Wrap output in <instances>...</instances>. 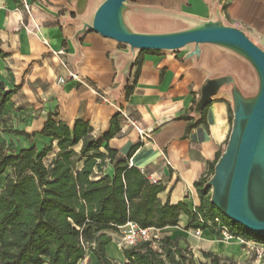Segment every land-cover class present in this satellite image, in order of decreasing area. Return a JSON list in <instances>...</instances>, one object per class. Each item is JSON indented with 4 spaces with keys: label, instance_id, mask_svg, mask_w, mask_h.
<instances>
[{
    "label": "crops",
    "instance_id": "0c3cea01",
    "mask_svg": "<svg viewBox=\"0 0 264 264\" xmlns=\"http://www.w3.org/2000/svg\"><path fill=\"white\" fill-rule=\"evenodd\" d=\"M26 1L29 15L20 7L21 0H0V80L6 90H14L0 113V141L12 145L14 152L52 144L50 162L58 151L56 141L38 134L27 139L19 132L37 133L48 115L56 114L54 120L69 128L76 119L87 122L91 135L97 136L107 132L110 120L118 115L120 130L107 142L117 152V159L161 184L157 195L161 204H183L192 213L200 206L195 183L204 179L206 186L213 180L227 150L234 132L236 103L252 102L241 92L245 88L242 66L250 62L214 44H191L176 51L131 50L85 30L84 24L91 23L86 17L90 15L92 20L104 0L91 14L89 0L82 12L78 0ZM141 9L179 22V27L153 34L205 24L232 26L264 52V0H129L125 4L128 12ZM60 51L64 54H53ZM62 63L79 81L67 79ZM225 76L232 82L217 88L209 102L198 107L207 82ZM58 77L66 78L65 84L57 85ZM125 84L131 87L128 94ZM97 93L108 102L101 101ZM128 119L136 127L129 125ZM113 173L114 162L106 161L103 174ZM207 194L210 201L212 187ZM188 226V216L180 213L176 226L157 231L192 253L203 251L231 264L247 263L237 241L222 242L217 234L201 229L200 220ZM196 228L198 236L193 232ZM108 235L111 241L105 246L106 256L125 262L117 245V231ZM85 258L95 263L91 253Z\"/></svg>",
    "mask_w": 264,
    "mask_h": 264
},
{
    "label": "trees",
    "instance_id": "16d2710c",
    "mask_svg": "<svg viewBox=\"0 0 264 264\" xmlns=\"http://www.w3.org/2000/svg\"><path fill=\"white\" fill-rule=\"evenodd\" d=\"M124 90L128 94L131 87L125 84ZM13 93L0 80V113ZM55 116L49 114L37 133L19 132L27 139L38 134L56 141L58 151L48 165L43 159L53 151L52 144L14 152L12 145L0 141V177L10 171L0 190V264H78L87 252L94 264H194L190 251L166 237L158 242L159 251L151 242L122 250L123 263L105 254L111 241L108 232H116L127 221L162 229L176 226L180 213L188 216V227L200 220L201 229L216 234L217 218L233 236L264 240L245 232L210 203L204 179L195 183L200 206L192 213L183 204H161L157 198L161 186L117 159V152L107 145L120 130L118 115L110 120L109 130L97 136L91 135L88 123L81 119L69 128L57 123ZM103 143L105 152L100 150ZM106 161L114 162L112 176L103 174ZM201 255L209 264H231L210 253L202 251Z\"/></svg>",
    "mask_w": 264,
    "mask_h": 264
},
{
    "label": "water",
    "instance_id": "95a60500",
    "mask_svg": "<svg viewBox=\"0 0 264 264\" xmlns=\"http://www.w3.org/2000/svg\"><path fill=\"white\" fill-rule=\"evenodd\" d=\"M87 1L78 0L77 7L80 12L84 11ZM128 1L104 0L96 9L91 23L84 24V29L138 51H176L191 44H214L241 54L254 67L259 78L258 95L249 104L241 101L236 103L234 132L226 152L215 168L213 180L205 187H212L210 203L231 222L241 226L245 232L264 238V219L249 208L245 194L260 143L264 139V52L242 31L232 26L205 24L198 28L165 34L131 32L126 29L122 20ZM130 12L151 16L146 13L150 12L149 9ZM159 18L175 21L168 17ZM230 82V76L207 82L198 107H204L217 88Z\"/></svg>",
    "mask_w": 264,
    "mask_h": 264
},
{
    "label": "rangeland",
    "instance_id": "374dc122",
    "mask_svg": "<svg viewBox=\"0 0 264 264\" xmlns=\"http://www.w3.org/2000/svg\"><path fill=\"white\" fill-rule=\"evenodd\" d=\"M103 0H89L90 11L92 13L93 9L101 3ZM88 21L90 20V15L86 17ZM122 20L127 30L138 32V33H158L171 30L175 27H179V22L172 21L169 19L157 18L147 15L133 14L132 12L124 11L122 14ZM244 70V89H241L242 95L245 100H254L259 92V79L254 67L248 63V65L242 66ZM47 155L43 162L48 165L50 156ZM255 164L252 167L251 173L249 175L247 185H246V202L249 208L259 217L264 219V139L261 141L259 146V151L257 153ZM9 170H6L0 178V190L5 184V178L9 175ZM153 249L159 251V246L157 244H152ZM228 250H232L231 246H224ZM186 251H190V259L194 264H209V261L204 259L199 252L192 253L188 247H182ZM88 252L86 253L87 256ZM223 259V257H219ZM86 258L79 262L78 264H86Z\"/></svg>",
    "mask_w": 264,
    "mask_h": 264
},
{
    "label": "built area",
    "instance_id": "2783aa9c",
    "mask_svg": "<svg viewBox=\"0 0 264 264\" xmlns=\"http://www.w3.org/2000/svg\"><path fill=\"white\" fill-rule=\"evenodd\" d=\"M20 7L22 10L29 15L31 13V8L26 0H21ZM54 55H63L62 51L53 53ZM63 67L67 70V79L73 81H79V77L76 73L70 71L65 63H62ZM66 78L58 77L56 80L57 85L62 86L65 84ZM98 98L103 102H108V99L102 94L97 93ZM126 118L125 115L122 114ZM129 125L136 127L134 122L128 119ZM149 182L155 185L161 184L154 178H149ZM162 187V186H161ZM215 231L219 239L228 243L232 240L237 241L241 245L242 253L245 256L246 264H264V240L255 241L252 239H246L242 237L233 236L229 230L220 222L219 219H214ZM210 225L211 223L208 222ZM194 235L198 236L200 233L199 229L193 230ZM117 245L121 250L132 249L143 242H151L152 244H158V242L163 238L158 234L157 229L154 228H142L136 223L127 221L124 225L117 228Z\"/></svg>",
    "mask_w": 264,
    "mask_h": 264
}]
</instances>
